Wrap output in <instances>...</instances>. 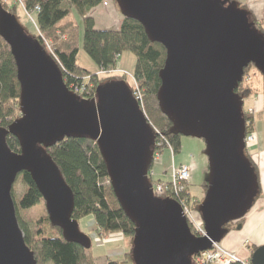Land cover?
<instances>
[{
  "label": "water",
  "instance_id": "obj_1",
  "mask_svg": "<svg viewBox=\"0 0 264 264\" xmlns=\"http://www.w3.org/2000/svg\"><path fill=\"white\" fill-rule=\"evenodd\" d=\"M125 18L139 22L161 44L157 102L171 133L202 140L207 189L197 206L205 236L192 234L180 205L155 196L148 171L156 133L124 80H107L83 99L14 15L0 3V37L9 46L20 86V117L0 127V264H36L25 245L12 199L18 174H30L49 221L63 238L86 248L90 239L71 219L73 194L46 149L66 138L96 143L113 193L134 223L132 264H194L245 216L258 195L255 168L245 153L243 99L236 93L244 70L264 75V34L235 0H114ZM14 135L20 153L10 150ZM240 225L237 226L239 228ZM250 264H264V246Z\"/></svg>",
  "mask_w": 264,
  "mask_h": 264
},
{
  "label": "trees",
  "instance_id": "obj_2",
  "mask_svg": "<svg viewBox=\"0 0 264 264\" xmlns=\"http://www.w3.org/2000/svg\"><path fill=\"white\" fill-rule=\"evenodd\" d=\"M102 2L103 0H23V5L26 10L35 11L36 25L39 32L44 37L56 41L54 60L61 67L62 75L68 83L67 87L69 85L79 86L81 85L82 76L92 75V72L83 69L76 62L77 53L79 52L77 25L71 21L61 23L72 9H75L82 18L83 39L81 48L99 70L107 71L114 68L117 57L121 53L131 52L135 56L133 74L142 90L144 115L151 127L158 131L157 136L162 135L166 145L171 146L173 152L178 154L180 151V135L171 133L172 125L166 116L160 112L156 97L160 87L159 71L164 65L166 51L161 44L151 42L142 25L133 19L123 17L117 30L95 28L94 21L88 16V13ZM0 3L4 10L13 15L14 7H11L6 0H0ZM262 22V20H255L257 29L261 32ZM58 32L67 38H64L62 42L58 41ZM31 36L44 48L37 35ZM245 74L246 72H244L242 82L238 85L236 93L242 99L258 92L264 93V75L259 73L261 75L260 85L254 87L247 81ZM115 79L116 76L92 79L94 81L92 82L91 92H95L99 84ZM86 92L88 91L86 90ZM19 103L20 86L16 78L14 59L9 46L0 37L1 128L8 129L20 117ZM243 118L245 121V136L252 134V116L244 109ZM159 137L158 141L161 140ZM156 139L154 142L157 141ZM6 142L11 151L20 153V145L14 135L8 133ZM161 149L162 147L154 144L153 153L155 150L161 152ZM46 152L52 158L64 182L72 191L71 219L78 222L87 216H92L100 232L99 234L121 232L132 243L135 225L125 215L113 193L106 166L96 143L87 138H66L48 147ZM15 182H20L24 187V192L18 198L12 195L15 215L23 232L25 245L32 251L36 264H47L49 262L52 264H123L126 262L125 259L124 261L111 260L106 255L95 256L92 253L91 246L86 248L82 244L65 240L61 229L50 223L45 210V203L30 174L21 172ZM150 183L152 187H155L156 185L164 186L167 182L160 179L153 181L151 178ZM202 188L205 193L207 189L206 182L202 183ZM187 190L188 185L185 188V191ZM202 199H195L192 202L190 200L191 207L197 210V206ZM232 225L233 223H229L225 228L229 230ZM47 230H56L57 234L53 237H45ZM192 234L194 235V233ZM130 250L131 246L125 254V258L127 261L132 262Z\"/></svg>",
  "mask_w": 264,
  "mask_h": 264
},
{
  "label": "rangeland",
  "instance_id": "obj_3",
  "mask_svg": "<svg viewBox=\"0 0 264 264\" xmlns=\"http://www.w3.org/2000/svg\"><path fill=\"white\" fill-rule=\"evenodd\" d=\"M6 2L9 3V5L11 7H14L13 8V10H14L13 15L15 16L19 25L28 34L37 35L44 45L43 49L45 50V52L54 60L55 59L54 49H56L57 43L52 38H46L39 32L37 25H36L35 11L27 12L23 6V0H6ZM237 2L239 3V7H241L240 6L241 1L238 0ZM108 3H109L108 6H106L105 4H101L100 6L94 8L93 10H91L88 13L90 17L93 16L95 18V20H96L95 28H97V29L114 28L115 24H117L119 22H120V24L122 23L123 17H122V15H121V13H120L117 5H116V2L114 0H109ZM257 4L258 5L263 4V8H264V0H258ZM107 8H109L108 9L109 12H107ZM243 8L245 9L246 7H243ZM250 15L254 19V22H255V18H254V15L252 12H250ZM263 19H262L263 22L261 23V28H262V32L264 33V20ZM66 21H71L75 25H77V27H78L79 52L77 53V57H76L77 64L80 67H82L83 69H86V70L92 72V75L82 76L81 80H80L81 83L86 84L88 82V80H90L89 83H92L94 81L92 79H95V78L116 76V79L124 80L127 83V85L129 86V88L132 91V94L135 91V89L138 88L140 94L142 95V92H141L142 90L139 87L138 82H137V80L133 74L134 66H135V56L131 52L121 53L117 57L116 66H114V68L109 69L107 71H101L90 60V58L85 54V52L81 48L82 39H83V24H82L81 16L78 14V12L75 9H72L70 11V13L61 21V23H64ZM255 26H256V24H255ZM256 28H257V26H256ZM64 38H67V37L60 34L59 32L57 33L58 41L62 42V41H64ZM244 72H246L245 75H246L247 81L250 82V85H252L254 87H258V85H260L261 75L259 74V72L254 67H252V66L248 67L246 70H244ZM62 77H63V81L67 87L68 83L66 82V78H64L63 75H62ZM68 81H69V79H68ZM67 88L70 89L71 92H73L70 87H67ZM78 92H81V91L79 90ZM85 93L86 92L84 91L83 92L84 95H80L79 93H76V95L79 97H82L83 99L84 98L86 99L87 96H85ZM93 95L91 97H93ZM91 97H89L88 99H90ZM243 101H244V99H243ZM142 106H143L142 107L143 111L145 112L143 101H142ZM246 108H247V106L245 103L244 109H246ZM158 137L159 136H157V135L155 136V138H157V140H158ZM159 147H162V149H161L162 151L157 152V150H155V152L153 153L154 158L152 161V166L149 169V172H151L150 175H152L151 177H152L153 181L160 179L163 182H168L169 181L170 167L172 165L173 166L183 165L184 163L176 164V165L173 163V158H174L175 153L173 152L172 147L169 146V147H171V148H169L165 142ZM203 150H204V143L202 140L194 139L191 137L180 136V153L181 154L178 153L175 155L176 156L175 162H178L180 157H186L187 158V156H190L189 161L192 164V166H190L189 164H187V165H189L190 169H191V177H190V180L188 181V195H189L188 197L191 200V202L195 199L201 200L204 196L202 183H204L205 178H206L208 162H207L206 156L203 154ZM165 151H168V152L164 153ZM178 155H180V156H178ZM12 190L13 191H11V194L15 198H18L19 195L24 192V187L22 186V184L20 182H17V183L15 182L13 184ZM155 196L158 197V195H156V194H155ZM182 200H184V202H185V197ZM186 204L188 205V207H191V204H189L188 201ZM92 218H93L92 216H87V217L81 219L80 221H78V226H79L80 231L89 237L91 245H92L91 246L92 252L97 254V253H99V250L102 251L101 246L103 244L99 245V247H98V244L96 242L98 241L99 244L103 243L104 237L109 236V235L112 236V234H114V233L99 234L100 232L98 231L96 225L94 226V223L92 222L93 221ZM47 231L48 232L45 233V237H53L57 234L56 230H47ZM191 232L193 233L192 230H191ZM124 237H126V236H124ZM126 238L129 242V245L131 246V241L129 240L128 237H126ZM249 256H251V255H249ZM124 259L126 261L125 263L132 264V262L127 261L126 258H124ZM47 264H52V263L49 262Z\"/></svg>",
  "mask_w": 264,
  "mask_h": 264
},
{
  "label": "crops",
  "instance_id": "obj_4",
  "mask_svg": "<svg viewBox=\"0 0 264 264\" xmlns=\"http://www.w3.org/2000/svg\"><path fill=\"white\" fill-rule=\"evenodd\" d=\"M108 1L109 0H103L101 4L108 6ZM240 1L242 7H246L245 9L253 13L255 20L260 21L264 18L263 4L258 5V0ZM108 9L109 8H107V12H109ZM91 18L96 26L95 18L93 16H91ZM119 27L120 22L115 24L114 28L107 29L117 30ZM245 103L247 106L246 109H244ZM243 109L252 116L253 120V141L245 146V153L255 168L258 181V195L250 210L244 217L233 223L232 227L220 241L219 245L228 252L234 253L240 260L249 261V255L252 254L254 248L264 246V93L258 92L257 94H252L244 98ZM166 152L168 151H165L164 153ZM175 155L173 158V163L175 165L184 163L192 166L189 161L190 156H187V158L180 157L178 162H175ZM92 222L94 223V220ZM238 225H240L239 228H237ZM96 243L98 244V247L103 244L101 246L102 251L99 250V253L97 254L92 252L93 255H106L111 260L116 261H123L125 254L130 249L127 238L124 237L121 232H115L112 236L109 235L104 237L103 243L99 244L98 241Z\"/></svg>",
  "mask_w": 264,
  "mask_h": 264
},
{
  "label": "built area",
  "instance_id": "obj_5",
  "mask_svg": "<svg viewBox=\"0 0 264 264\" xmlns=\"http://www.w3.org/2000/svg\"><path fill=\"white\" fill-rule=\"evenodd\" d=\"M26 11L31 12L28 10ZM89 82L90 80H88L86 84L81 83V85L79 86L69 85V87L71 88L74 94L79 93L81 95L83 94L84 91L86 92L87 90L88 92L85 93V96H87L86 99H88L93 94H94L93 97L95 96V92H91L92 83H89ZM79 90L81 92H78ZM132 95L137 101L141 111L144 113L143 108H142L143 107L142 106V95L140 94L139 89L136 88ZM154 131L156 135H158L157 134L158 131H156L155 129ZM159 136L161 140L158 141L156 139L157 142H155V144L158 147L161 146L162 142L164 143L165 141L162 135H159ZM252 141H253L252 134H248L245 136L244 138L245 145H248ZM150 173L151 172H149L148 174L149 178L152 176L150 175ZM190 173H191V169H190V166L187 164H183L179 166L172 165L170 167L169 181L164 186L156 185L155 187H153V191H154V194L158 195V197L170 198V199L175 200L180 205L182 209V214L185 217L190 230L193 231L195 236L202 237V236H205V230H204L203 222L201 221V218L199 216V213L196 210L192 209V207H188V205L186 204L187 201L190 204L188 193L187 191H185V188L188 185V181L190 180ZM184 197H185V202L184 200H182ZM193 262L194 264H235V263L249 264V261L240 260L234 253L228 252L227 250L223 249L217 243H213L211 249L202 251L198 253L197 255H194Z\"/></svg>",
  "mask_w": 264,
  "mask_h": 264
},
{
  "label": "bare ground",
  "instance_id": "obj_6",
  "mask_svg": "<svg viewBox=\"0 0 264 264\" xmlns=\"http://www.w3.org/2000/svg\"><path fill=\"white\" fill-rule=\"evenodd\" d=\"M246 146V145H245Z\"/></svg>",
  "mask_w": 264,
  "mask_h": 264
}]
</instances>
